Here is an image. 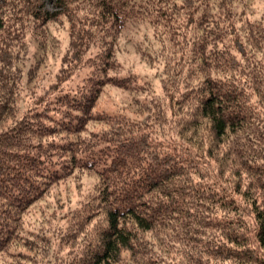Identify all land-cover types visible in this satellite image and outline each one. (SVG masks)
Listing matches in <instances>:
<instances>
[{"label":"trees","instance_id":"trees-1","mask_svg":"<svg viewBox=\"0 0 264 264\" xmlns=\"http://www.w3.org/2000/svg\"><path fill=\"white\" fill-rule=\"evenodd\" d=\"M236 2L0 0L3 264H168L173 250L185 264H264V18ZM60 17L68 46L36 81L49 58L24 60L28 36ZM138 23L153 27L142 54L163 65L162 94L135 117L98 111L108 86L131 90L114 34ZM76 172L94 188L49 229H24Z\"/></svg>","mask_w":264,"mask_h":264},{"label":"rangeland","instance_id":"rangeland-1","mask_svg":"<svg viewBox=\"0 0 264 264\" xmlns=\"http://www.w3.org/2000/svg\"><path fill=\"white\" fill-rule=\"evenodd\" d=\"M42 1L46 9L56 10L55 0ZM236 6L238 16L241 18L249 19L252 22L264 18V0H237ZM47 27L49 28L47 29L48 35L44 32L45 30L40 28L37 34H33L32 37L28 36L29 43L24 55V60L31 63H34V60L41 56V52L49 58L35 76L36 81L41 80L46 74L48 75L58 68L59 62L57 65L56 58L60 55L61 50L68 46L70 23L65 17H60ZM152 30L153 27L138 23L134 27H127L114 34L115 57L119 63L116 71L121 75L132 76L131 90L128 92L115 86H108L98 100L96 107L98 111L124 113L130 117H135L143 114L144 105L148 104L151 98L161 96L163 65L160 62H150L142 54V52L145 53L144 37L148 33L151 35ZM30 32L31 28L27 29L25 35H30ZM1 35L0 32V38ZM50 38L54 40L58 48L53 46ZM101 48L102 44H97L94 50L97 51ZM81 76H83V73H81ZM220 153L217 152V156H220ZM204 161L207 167H212V165L215 169L218 167L216 163L208 159H204ZM96 180V176L92 173L76 172L68 179L53 186L39 202L26 212L22 224L24 229H40V227L49 229L55 224V220L57 222L59 214L63 213L68 207L75 205L86 192L94 188ZM236 181L227 172L219 182L222 185L226 182L232 188ZM158 246L164 252V247L159 244ZM166 256L168 257V264H185L182 254H178L175 250L171 253L166 252ZM0 264H3L1 259ZM223 264H226V262ZM227 264H230V262H227Z\"/></svg>","mask_w":264,"mask_h":264}]
</instances>
